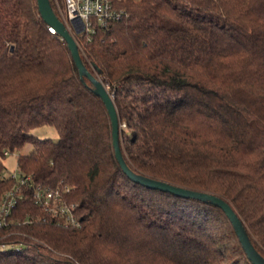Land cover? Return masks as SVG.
<instances>
[{"label":"trees","instance_id":"obj_1","mask_svg":"<svg viewBox=\"0 0 264 264\" xmlns=\"http://www.w3.org/2000/svg\"><path fill=\"white\" fill-rule=\"evenodd\" d=\"M122 6L126 17L77 41L115 101L128 166L223 197L264 256V0ZM42 127L58 139L32 133ZM28 145L18 169L69 184L81 226L14 224L0 264H254L222 208L125 173L103 100L38 1L0 0V198L14 184L4 159ZM27 214L48 216L31 199L14 215Z\"/></svg>","mask_w":264,"mask_h":264},{"label":"built area","instance_id":"obj_2","mask_svg":"<svg viewBox=\"0 0 264 264\" xmlns=\"http://www.w3.org/2000/svg\"><path fill=\"white\" fill-rule=\"evenodd\" d=\"M124 1L126 0H53L58 18L76 40L83 34L90 36L97 27H107L126 17L127 9L122 6ZM48 30L64 40L54 26L48 25ZM5 154L8 155V152ZM1 178L11 179L14 184L0 198V232L14 224L47 221V217L65 227L81 226V219L77 215L78 203L69 200L72 192L69 184L61 180L54 186L45 185L36 182L32 175L25 174L18 168L13 172L5 171ZM28 199L48 216H35L32 219L28 214L24 218L15 216L19 204ZM10 245L0 244V249H6ZM21 245L16 247L20 248Z\"/></svg>","mask_w":264,"mask_h":264},{"label":"water","instance_id":"obj_3","mask_svg":"<svg viewBox=\"0 0 264 264\" xmlns=\"http://www.w3.org/2000/svg\"><path fill=\"white\" fill-rule=\"evenodd\" d=\"M37 1L39 12L46 24L54 26L57 29L58 34L62 36L67 43L72 53L73 59L79 69L81 77L86 76L92 82L95 93L103 100L111 119L115 155L125 173L135 182L140 183L148 188L158 189L185 198L199 199L219 206L226 212L229 219L231 220L234 229L251 261L254 264H264V256L261 255L255 248L249 238L242 219L226 199L216 194L186 188L135 172L128 166L121 147V120L114 99L112 98L105 84L86 67L81 55L79 43L68 32V30L65 28V25L60 21L53 10L50 0Z\"/></svg>","mask_w":264,"mask_h":264},{"label":"rangeland","instance_id":"obj_4","mask_svg":"<svg viewBox=\"0 0 264 264\" xmlns=\"http://www.w3.org/2000/svg\"><path fill=\"white\" fill-rule=\"evenodd\" d=\"M36 137L41 138V139H46V138H51L54 140L58 139V134L57 131L55 130L54 127H42L35 129L32 132ZM32 149V145H28L25 147L23 151H20L19 153H12L9 154L5 159H4V164L6 166V171L7 172H13L18 168V155L20 153L26 154Z\"/></svg>","mask_w":264,"mask_h":264}]
</instances>
